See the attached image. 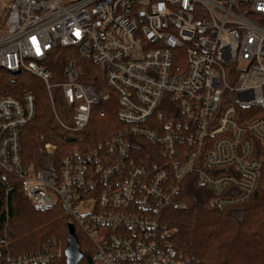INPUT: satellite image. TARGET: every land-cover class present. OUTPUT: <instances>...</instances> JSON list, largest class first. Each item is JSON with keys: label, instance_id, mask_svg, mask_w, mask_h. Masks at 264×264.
I'll use <instances>...</instances> for the list:
<instances>
[{"label": "built area", "instance_id": "2783aa9c", "mask_svg": "<svg viewBox=\"0 0 264 264\" xmlns=\"http://www.w3.org/2000/svg\"><path fill=\"white\" fill-rule=\"evenodd\" d=\"M55 49L64 55V81L49 85L45 63ZM0 69L60 88L73 130L101 104L123 124L100 149L38 169L20 157L34 96L0 97V177L21 179L36 208L69 216L92 248V264H183L163 218L167 208L186 209L176 199L188 175L219 208L256 190L264 0H0ZM131 138L152 143L156 155L134 157ZM55 150L42 146L46 155ZM87 200L92 209L81 215ZM64 248L48 236L15 255L0 240V264L54 263Z\"/></svg>", "mask_w": 264, "mask_h": 264}, {"label": "trees", "instance_id": "16d2710c", "mask_svg": "<svg viewBox=\"0 0 264 264\" xmlns=\"http://www.w3.org/2000/svg\"><path fill=\"white\" fill-rule=\"evenodd\" d=\"M58 52L55 49L45 63L51 73L49 85L64 81V55ZM85 78L94 81L92 77ZM27 93L35 100L34 116L20 134V157L28 166L54 169L61 159L76 150L100 149L111 135L123 128L115 111L101 104L92 108L85 128L73 130L71 108L65 104L60 88L49 89L31 75L10 74L0 69V97L20 100ZM100 109L105 111V116L100 118L97 114L94 121V112ZM256 111L264 115V109ZM131 141L137 159L149 160L158 151L147 140L131 138ZM44 143L56 146L52 155L42 151ZM254 145V157L261 162L258 183L255 192L242 202L219 208L214 204L217 196L209 189L198 187L193 175L181 181L176 200L184 203L186 209H165L163 222L175 230L172 241L183 264H264V143ZM67 223L73 222L58 207L36 208L21 179L9 174L0 177V240L6 241L12 254L37 250L48 236H55L65 247ZM74 230L83 255L78 264H92L88 242L76 225ZM49 264H65V258Z\"/></svg>", "mask_w": 264, "mask_h": 264}, {"label": "water", "instance_id": "95a60500", "mask_svg": "<svg viewBox=\"0 0 264 264\" xmlns=\"http://www.w3.org/2000/svg\"><path fill=\"white\" fill-rule=\"evenodd\" d=\"M77 237L75 235L74 226L71 223L66 224V245L64 248L65 264H78L82 259Z\"/></svg>", "mask_w": 264, "mask_h": 264}, {"label": "rangeland", "instance_id": "374dc122", "mask_svg": "<svg viewBox=\"0 0 264 264\" xmlns=\"http://www.w3.org/2000/svg\"><path fill=\"white\" fill-rule=\"evenodd\" d=\"M242 66H243V64H242ZM35 78V77H34ZM40 81V80H39ZM100 107V106H99ZM94 108H97V107H94ZM94 117H93V120L95 121L96 119H97V111L96 112H94ZM92 206H93V203L91 202V201H83L82 203H80L79 205H78V212H79V214H84V213H87V212H89L91 209H92ZM69 219L72 221V219L69 217ZM86 244H87V242H86ZM88 247H89V250L91 251V253H92V248L88 245Z\"/></svg>", "mask_w": 264, "mask_h": 264}]
</instances>
